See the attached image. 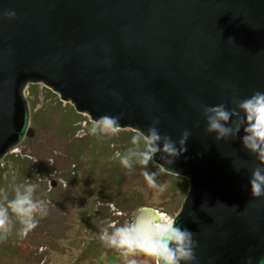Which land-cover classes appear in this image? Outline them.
Returning a JSON list of instances; mask_svg holds the SVG:
<instances>
[{"label":"water","instance_id":"1","mask_svg":"<svg viewBox=\"0 0 264 264\" xmlns=\"http://www.w3.org/2000/svg\"><path fill=\"white\" fill-rule=\"evenodd\" d=\"M40 82L91 121L146 131L159 118L173 141L188 130L165 166L188 178L173 218L194 233V264H264L258 161L242 130L216 141L201 115L264 92V0H0V158L34 134L23 91Z\"/></svg>","mask_w":264,"mask_h":264},{"label":"rangeland","instance_id":"2","mask_svg":"<svg viewBox=\"0 0 264 264\" xmlns=\"http://www.w3.org/2000/svg\"><path fill=\"white\" fill-rule=\"evenodd\" d=\"M30 85L26 84L23 94L34 134L25 136L0 158V168L11 179L4 187L10 196L16 179L28 174L29 183L39 185L36 199L41 193L55 192L56 200L48 202L46 216L37 217L35 229L19 239L21 258H9L0 251V264H124L117 251L101 242L102 229L132 221L143 205L174 217L187 193L188 178L185 182L182 176L163 173L157 181L165 190L149 188L141 166L135 165L129 175L114 159L117 152L131 146L130 137L121 143L90 134L77 139L87 130L73 127L76 117L71 103L60 101L58 94L41 82ZM146 170L158 169L152 162ZM66 171L70 175L64 179ZM106 201L121 202L127 210L119 213L116 205ZM97 207L103 209L98 219L87 214ZM3 243L0 241V249ZM137 259L139 264H151L143 257Z\"/></svg>","mask_w":264,"mask_h":264},{"label":"clouds","instance_id":"3","mask_svg":"<svg viewBox=\"0 0 264 264\" xmlns=\"http://www.w3.org/2000/svg\"><path fill=\"white\" fill-rule=\"evenodd\" d=\"M4 15L8 19L15 17L14 12ZM233 104L232 109L226 108L223 103L203 106L204 131L215 133L216 141L234 140L243 131V148L256 157L259 165L251 172L250 194L259 198L264 196V92L257 91L250 97L233 100ZM120 119L119 115H102L92 122L88 132L101 138L116 136L121 128ZM159 123V118H156L146 131L137 129L131 136V146L123 153L117 152L114 159L128 170L129 175L135 165L141 166L147 186L163 192L165 189L158 183L157 177L171 171L165 165L173 164L187 150L185 144L191 134L184 130L180 138L173 141L168 135L161 134L157 127ZM157 154L163 163L157 164V171H147ZM38 187L36 183L16 184L12 188L11 199L8 190L0 189V241L8 237L16 223L20 226L17 234L21 238L26 237L37 226V217L47 215L48 202L35 198ZM176 218L145 209L130 222L105 227L99 238L105 247L123 257L124 264H139L138 257L151 264H194L197 259L194 233L177 226Z\"/></svg>","mask_w":264,"mask_h":264},{"label":"trees","instance_id":"4","mask_svg":"<svg viewBox=\"0 0 264 264\" xmlns=\"http://www.w3.org/2000/svg\"><path fill=\"white\" fill-rule=\"evenodd\" d=\"M32 84L33 83H31V85ZM59 103H61V102H59ZM70 106H71L72 110L74 111L75 117H76L73 120V122H72L73 127L74 128L76 127V129H81L83 131L85 129L87 130L86 132H84V137L81 136V137L77 138V139H83V138H85V137H87L89 135L88 129L91 126V124H92L93 121H91L90 118L83 117V115H81L82 113L77 112L72 104ZM81 122H83L84 124H82ZM134 133H135V130H132L130 128H122V129H120L119 133L116 136H113V137H110V138H114L116 141H119V143H121V142L125 141V138H127V137H130L131 138V136ZM156 166H157V164H156ZM21 171H23V170L21 169ZM164 174L168 176V175H170L172 173L167 172V173H164ZM69 175H70V173H68V171H66V173L64 174V179L67 178ZM173 175H175V174H173ZM182 178L186 182V179L187 178L186 177H182ZM10 181H11V179L6 174V172L4 171V169H1L0 168V189H6L4 186H5V184L10 183ZM29 182H30V175L27 174L25 176H21V177L17 178L16 179V183L14 185H16V184H27ZM185 182L182 185V186H184V188L186 187V183ZM52 193H55V192H52ZM52 193H46V194H43V195L41 193V196H39L38 199H44V200H46L47 202L50 203V202H52V200H56L55 198H53ZM46 197H48V198L46 199ZM9 198L10 199L12 198V194L9 196ZM106 203L108 205L110 203L116 205V211L119 212V213H122L123 211H126L127 210V207H123L121 205L122 204L121 202L112 203V202H107L106 201ZM143 206H140V207H143ZM102 210H103L102 207H97V208H94V209L90 210L87 214L89 215V213H90V215L92 216V218L98 219L99 216H100V213H102ZM92 212H94V213H92ZM111 222H115V218H111ZM19 227H20L19 224L16 223L14 225V227H13V231L8 235V237L5 240H2L4 242L3 243L4 246H3V248L0 249V251L3 254L5 253V255H7L9 258H12V256H16V257H19L20 256V258H21L20 250H19V247L17 246L18 243H19V239H22L17 234Z\"/></svg>","mask_w":264,"mask_h":264}]
</instances>
